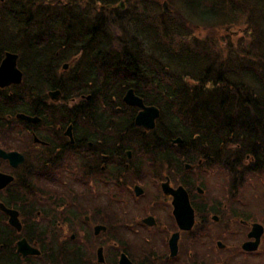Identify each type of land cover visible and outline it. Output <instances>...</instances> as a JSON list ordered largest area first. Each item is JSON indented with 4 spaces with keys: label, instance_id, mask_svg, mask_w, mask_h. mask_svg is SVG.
<instances>
[{
    "label": "flooded vegetation",
    "instance_id": "1",
    "mask_svg": "<svg viewBox=\"0 0 264 264\" xmlns=\"http://www.w3.org/2000/svg\"><path fill=\"white\" fill-rule=\"evenodd\" d=\"M74 1L0 0V66L14 53L23 73L0 83V264H264V152L165 123L134 77L111 75L128 38L66 31ZM108 1L119 19L127 0ZM131 89L155 126L136 122Z\"/></svg>",
    "mask_w": 264,
    "mask_h": 264
},
{
    "label": "trees",
    "instance_id": "2",
    "mask_svg": "<svg viewBox=\"0 0 264 264\" xmlns=\"http://www.w3.org/2000/svg\"><path fill=\"white\" fill-rule=\"evenodd\" d=\"M80 2L82 7L77 10H68L69 12L65 13L66 20L79 23L76 25L73 22V24L66 25V31H73V36L79 35L78 32L81 30V35L113 37L111 33H118L119 29L124 35L123 37L128 38L125 48L122 46L120 49L119 47L115 48V53L118 56L115 60L118 63L111 74L113 78L123 80L126 74L134 77L138 84L144 86L148 94L158 98L156 100L152 97L154 102L161 106L163 117L169 118L170 115L179 117L178 120L171 121L170 119L171 125L179 128L187 126L191 131L212 132L218 136H222L226 132L227 137L229 134H233L234 140L238 133L239 139L245 142V148L250 152H264V140L257 146L253 144V132L256 125L253 118L264 116V96L257 97L255 92L252 94V89L247 90L248 86L252 88V85L248 83L230 81L224 73V65L218 57L219 54L209 52L210 42L207 39L194 37V44L191 47L187 44L177 48L179 33L174 29V20L167 21L166 17L167 14H171L170 11L166 14L155 10L154 4L157 0H130V9L126 8L121 11L122 16L119 19H113L105 11V7L99 8L96 5L98 2L108 3V0H80ZM74 3L78 4L79 0ZM226 3L227 0H186L185 7L188 11L190 10L189 17L184 18L178 12V14L180 13L179 19L184 23L193 17V20H201L204 25L205 22H209L212 26L217 25L221 23L218 19L223 15ZM245 3L247 4V2ZM250 6L252 10L258 11L259 17L255 23L261 26L264 23V0H254ZM77 27H80V30ZM53 30L57 32L52 27L51 31L53 32ZM57 30H59L58 27ZM67 34L63 33V35ZM153 36L158 38L160 46L166 47L165 52L162 53L167 54H164L163 57H158L161 50L158 51L154 48ZM114 42L116 41L114 40ZM259 44H264V37L259 39ZM177 53L184 54L183 61L174 60L173 56ZM125 59L130 65L129 69L127 66L125 68L122 63ZM208 61L210 63L207 64ZM190 62L195 66H200L198 77L194 74L188 75V72L185 71L187 67L185 63ZM242 66L248 70L253 67L250 62ZM107 68L110 70V67L107 66ZM98 72L99 70H97ZM89 77L92 78V74H89ZM185 77L198 81L192 85L185 80ZM249 77L251 79V75ZM259 79H264L261 72ZM212 81L215 87L206 89V85ZM170 109L173 110L171 114ZM168 130L172 131L171 128Z\"/></svg>",
    "mask_w": 264,
    "mask_h": 264
},
{
    "label": "rangeland",
    "instance_id": "3",
    "mask_svg": "<svg viewBox=\"0 0 264 264\" xmlns=\"http://www.w3.org/2000/svg\"><path fill=\"white\" fill-rule=\"evenodd\" d=\"M164 1L168 2L170 9L172 10L170 11L172 15L171 14L168 15L167 14L168 12L166 13L167 21L169 20L171 21V19L174 20V24H173L174 29L176 32L179 33L178 36L179 41H177V48L183 47L187 44L190 45L191 47V45L194 44L193 42L194 37H197L199 39H207L210 42L209 52L210 53L217 52L219 54L218 57L220 58V60H222V63L224 65L223 70L225 75L228 77V79L232 82L248 83L252 85V88L248 86L246 87L247 90L252 89V94H254L255 92L258 95V96L255 95L257 97L264 96V87L258 88L257 86L254 85L255 75L249 72L251 75V79H250L249 77L250 75L248 74V72L241 70V68H245L242 65H246L248 62L250 63L255 62L257 56L253 52L254 51L253 46L256 43H259L258 39L264 37V23H262L261 26L255 23V20L259 17V13H257L258 12L257 10L253 9L254 10L253 11L252 7L250 6L252 3H254V0H227L226 5L224 6V12L222 13L223 15L222 16L219 15L220 17L218 21H220L221 23L217 21L219 24L214 26H212L209 22H205L204 25L203 24L204 22L198 19L193 20V17L191 20L187 19L183 23V21L179 19L180 13L184 16V18H187V16L189 17V11H190V10L188 11L187 8L185 7L186 0H157V2L154 4V7L155 10H157L159 13H162L163 10L162 5ZM129 2L130 0H127L128 3L127 8L130 9ZM245 2H247L248 5ZM79 3L80 5H82L80 0ZM178 12L180 13L178 14ZM117 32L118 33L113 32L114 34L111 33V36L119 37V38L124 36L122 35L121 30L118 29ZM157 40L158 38H156L155 36L152 37V41H154L153 42L154 48L158 51L161 50V53L158 54V57H163L164 54H167V53H162L165 52L166 47L160 46ZM262 46L263 44L262 45L259 44V50L261 49V52L257 51L259 56L262 55L263 54L262 52L264 51ZM173 57L175 61L180 62L183 61V58L185 56L183 53H179V54L177 53V55ZM208 63L210 62L208 61L207 64ZM185 65L187 66L185 68V71L188 72L187 73L188 75L194 74L197 77L199 76L198 74H200V66H195V64L194 63L191 64V62L187 64L185 63ZM185 80H187L192 85H195L198 81L197 79H193L189 77L188 78L185 77ZM214 87L215 85L213 81L209 82L206 85V89H211ZM154 99H156V97H154ZM156 100H158V98ZM172 111L173 110L171 109L169 110L170 114L173 113ZM178 118H179L178 116L170 115V117L166 119L167 120L171 119L172 121V120H178ZM251 189L252 188L250 187H246L244 189V195L250 196Z\"/></svg>",
    "mask_w": 264,
    "mask_h": 264
},
{
    "label": "water",
    "instance_id": "4",
    "mask_svg": "<svg viewBox=\"0 0 264 264\" xmlns=\"http://www.w3.org/2000/svg\"><path fill=\"white\" fill-rule=\"evenodd\" d=\"M163 7L165 11L168 9L166 1L163 3ZM17 57V54L7 53L6 57L3 59L2 65L0 66V83L2 81L1 84H5L6 82H10L12 80L16 82L22 81V72L17 67ZM125 100L130 104H136L143 107V110L137 115L136 118V122L138 124H146L145 118L148 117V120H150V124L147 126H155V119L160 116V109L157 106L145 105L143 103V99L134 94L133 89L128 90L125 96ZM19 116L23 118H28L27 115L23 113H20ZM12 155L16 154H4V156L6 157H11Z\"/></svg>",
    "mask_w": 264,
    "mask_h": 264
},
{
    "label": "bare ground",
    "instance_id": "5",
    "mask_svg": "<svg viewBox=\"0 0 264 264\" xmlns=\"http://www.w3.org/2000/svg\"><path fill=\"white\" fill-rule=\"evenodd\" d=\"M17 67H18V65H17ZM19 68V67H18ZM22 72V71H21ZM22 80H23V73H22ZM22 82V81H21ZM21 82H19V83H21Z\"/></svg>",
    "mask_w": 264,
    "mask_h": 264
}]
</instances>
